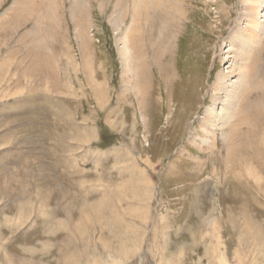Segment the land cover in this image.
<instances>
[{"label":"rangeland","instance_id":"374dc122","mask_svg":"<svg viewBox=\"0 0 264 264\" xmlns=\"http://www.w3.org/2000/svg\"><path fill=\"white\" fill-rule=\"evenodd\" d=\"M74 1L0 0V264H264V70L231 128L205 119L242 63L241 0H147L164 68L141 2L143 92L119 54L133 0L123 27L117 0H85L77 27Z\"/></svg>","mask_w":264,"mask_h":264},{"label":"bare ground","instance_id":"6f19581e","mask_svg":"<svg viewBox=\"0 0 264 264\" xmlns=\"http://www.w3.org/2000/svg\"><path fill=\"white\" fill-rule=\"evenodd\" d=\"M126 0H117V6L121 5L120 19L119 16L114 19L115 26L120 27L121 24H124V18L126 17ZM143 2L146 18L145 22L149 25V47L152 53V61L153 63L158 65V68H164L165 64L162 63L164 59V50L171 51V46L169 45L167 48V44L173 42L174 40L173 34L170 35V38H163L164 34L168 33L167 26L162 22V13L158 11L155 4L149 2L147 0H133V14H132V23L125 29L124 32L120 35L118 39L119 46V54L123 61L124 72L128 76L131 85L138 92L142 91L143 81H144V71L142 70L143 64H147V57H145L143 52L144 44L141 42L140 30H139V12H140V4ZM124 4V5H123ZM165 6V5H164ZM242 11L239 12V18H237L236 25L231 28L229 42L230 47L228 49V55L226 56L227 62H230L231 57L239 59V62H242L241 65H237V63L232 66L233 69L227 71L226 75H220L218 80H222L214 84V90L219 91L220 93H225V98L221 99L222 109L216 110L215 108H211L207 113L206 121H210L212 124L218 121L219 127L224 128L225 126H229L231 128L232 122L235 121V117L237 115V106L239 103L242 104L244 99L248 96L251 89H255L260 85L259 74L263 72L264 63L258 57L262 50L264 51V0H241ZM85 7V0H75L72 5V17L76 20L77 27L80 25V21L78 16L83 12L82 8ZM49 13V12H47ZM114 14V13H113ZM44 15H48L45 14ZM50 15V14H49ZM118 15V14H117ZM175 15V14H174ZM10 16V15H9ZM113 16V15H112ZM10 18V17H9ZM32 18V16H31ZM113 19V18H112ZM165 22V20H163ZM85 22V21H84ZM151 22V23H150ZM178 22V26H180ZM168 24V23H167ZM176 25L175 20L171 23ZM84 25V24H83ZM172 29H175V26ZM122 26V25H121ZM85 27V26H84ZM123 27V26H122ZM80 28V27H79ZM122 29V28H121ZM157 29V30H156ZM42 30V29H41ZM86 30V29H85ZM157 31V34L155 35ZM38 32V31H37ZM81 31H78V34ZM171 32V31H170ZM118 35V36H119ZM84 36V35H83ZM82 36V37H83ZM153 36V37H152ZM176 36V34H174ZM153 38V39H152ZM146 41V40H145ZM144 42V41H143ZM146 43V42H145ZM260 48L258 49V46ZM85 47V45H84ZM146 48V47H145ZM88 49V48H87ZM148 50V51H150ZM153 50V51H152ZM234 53V54H232ZM254 55V63L252 67L249 69V61ZM239 57V58H238ZM168 59V58H167ZM237 59H234L237 61ZM149 60V58H148ZM233 60V61H234ZM166 60V66L170 67L171 61ZM164 62V61H163ZM154 64V65H155ZM233 64V63H232ZM231 64V65H232ZM156 66V65H155ZM230 67V65H229ZM147 69V66L145 70ZM163 71L162 69H158V71ZM172 70V67H171ZM240 71L239 79L232 80V76H236V71ZM157 71V70H156ZM169 68L166 72V75L163 76V82L165 87L168 86L171 80ZM248 72L255 71V75L257 80L251 82L250 76L247 74ZM146 72V71H145ZM148 73V72H146ZM158 75V74H157ZM163 75V74H162ZM251 75V74H250ZM263 75V74H262ZM49 77V76H48ZM264 77V76H262ZM221 78V79H220ZM227 79V80H226ZM259 79V80H258ZM225 80V81H223ZM229 80V82H228ZM51 81V80H50ZM170 85V84H169ZM162 87V85H161ZM262 85L259 86L261 88ZM163 88V87H162ZM258 88V89H259ZM256 89V90H258ZM143 92V91H142ZM252 94V93H251ZM221 98V97H219ZM250 99V98H249ZM144 100V99H143ZM141 101V100H140ZM253 101V100H252ZM222 114V115H220ZM243 119V118H242ZM241 120V119H240ZM242 121V120H241ZM234 123V122H233ZM235 127V126H234ZM233 127V129H234ZM236 129V127H235ZM224 130V129H223ZM232 131V129H230ZM230 131V132H231ZM214 133V132H213ZM246 133V132H245ZM226 141L231 142L233 144V138L235 134L229 135V132L224 133ZM229 144V143H228ZM231 145V144H229ZM231 147V146H229Z\"/></svg>","mask_w":264,"mask_h":264}]
</instances>
